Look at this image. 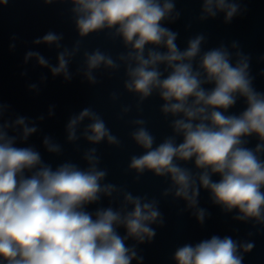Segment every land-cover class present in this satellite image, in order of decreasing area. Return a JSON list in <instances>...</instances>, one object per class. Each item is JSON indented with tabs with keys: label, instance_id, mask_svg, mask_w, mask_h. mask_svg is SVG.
I'll return each mask as SVG.
<instances>
[{
	"label": "clouds",
	"instance_id": "9594fccd",
	"mask_svg": "<svg viewBox=\"0 0 264 264\" xmlns=\"http://www.w3.org/2000/svg\"><path fill=\"white\" fill-rule=\"evenodd\" d=\"M8 3L0 0V7ZM43 3H70L79 39L69 48L62 44V33L48 31L32 43L54 46L57 63L51 64L33 50L25 53V63L34 58L54 77L63 76L67 82L74 75H82L89 85L98 83L97 70L118 71L123 67V87L139 98L137 110L156 94L163 102L161 114L172 118V135L158 144L144 119L131 122L135 126L131 140L143 152L130 157L128 170L137 178L145 172L167 178L169 187L162 195L183 200L200 224L209 215L199 206L203 189L223 212H235L234 220L264 226V92L254 87L251 57L239 42H222L205 51L202 45L206 36L199 33L181 49L177 44L179 33L166 26L180 18L176 0ZM201 3V22L223 14V22L230 24L246 11L238 0ZM105 31L112 40L119 39L126 51L114 59L99 48L84 50L83 64L75 74L70 71L72 61L81 53V41ZM11 39L15 41L16 37ZM10 47L14 49L15 43ZM36 87L29 85L30 89ZM112 99H118L116 93ZM241 99L246 107L239 114H229ZM9 109L10 105L0 102V264H132L134 260L143 264L138 245L155 238L153 224H164L159 201L105 183L108 172L100 167L96 147L83 152L86 167L65 161L53 168L37 148L27 145L39 130L36 122L20 115L6 119ZM129 111L128 106L122 108V114ZM85 121L88 123L80 130ZM65 132L67 142L72 144L81 138L90 145L106 142L119 147L121 143L91 107L69 116ZM253 136L258 142L254 148L248 147V138ZM42 145L49 154L63 151L61 144L48 135ZM189 162L192 168L182 166ZM214 176L219 179L214 180ZM121 196L119 207H112ZM102 198L109 199L108 207L88 210ZM129 240L135 243L129 245ZM254 247L252 241L212 235L177 247L172 259L175 264H243V253Z\"/></svg>",
	"mask_w": 264,
	"mask_h": 264
}]
</instances>
